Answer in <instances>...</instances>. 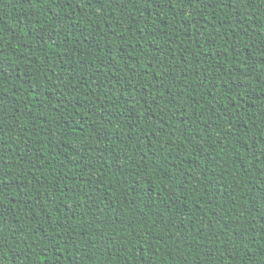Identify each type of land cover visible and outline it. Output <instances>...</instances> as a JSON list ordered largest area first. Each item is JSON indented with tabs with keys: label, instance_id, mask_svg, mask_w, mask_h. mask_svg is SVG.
Returning a JSON list of instances; mask_svg holds the SVG:
<instances>
[{
	"label": "trees",
	"instance_id": "obj_1",
	"mask_svg": "<svg viewBox=\"0 0 264 264\" xmlns=\"http://www.w3.org/2000/svg\"><path fill=\"white\" fill-rule=\"evenodd\" d=\"M0 264H264V0H0Z\"/></svg>",
	"mask_w": 264,
	"mask_h": 264
}]
</instances>
